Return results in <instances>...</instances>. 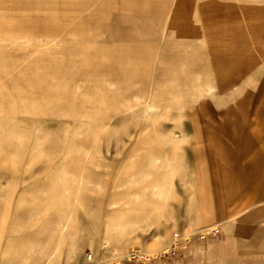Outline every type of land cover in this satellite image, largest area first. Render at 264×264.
Returning a JSON list of instances; mask_svg holds the SVG:
<instances>
[{
  "label": "rangeland",
  "instance_id": "374dc122",
  "mask_svg": "<svg viewBox=\"0 0 264 264\" xmlns=\"http://www.w3.org/2000/svg\"><path fill=\"white\" fill-rule=\"evenodd\" d=\"M225 237L264 248V0H0V264Z\"/></svg>",
  "mask_w": 264,
  "mask_h": 264
},
{
  "label": "crops",
  "instance_id": "0c3cea01",
  "mask_svg": "<svg viewBox=\"0 0 264 264\" xmlns=\"http://www.w3.org/2000/svg\"><path fill=\"white\" fill-rule=\"evenodd\" d=\"M144 264H264V248L246 250L244 242L236 237L209 238L175 248L164 258Z\"/></svg>",
  "mask_w": 264,
  "mask_h": 264
},
{
  "label": "built area",
  "instance_id": "2783aa9c",
  "mask_svg": "<svg viewBox=\"0 0 264 264\" xmlns=\"http://www.w3.org/2000/svg\"><path fill=\"white\" fill-rule=\"evenodd\" d=\"M175 248L173 249H169V250H163L161 253H159L157 256H147L146 254H143L140 250L138 249H132L128 255H127V259L129 262H133V263H148L151 262L153 260H157V259H162L165 256L169 255L170 253L173 252ZM85 259L87 261H91L92 260V255L91 254H87L85 256Z\"/></svg>",
  "mask_w": 264,
  "mask_h": 264
},
{
  "label": "bare ground",
  "instance_id": "6f19581e",
  "mask_svg": "<svg viewBox=\"0 0 264 264\" xmlns=\"http://www.w3.org/2000/svg\"><path fill=\"white\" fill-rule=\"evenodd\" d=\"M15 40V39H14ZM17 40V39H16ZM5 42H7L6 40H4ZM36 238V237H35ZM31 240H36V239H29V242H31ZM33 242V241H32ZM36 243V242H33Z\"/></svg>",
  "mask_w": 264,
  "mask_h": 264
}]
</instances>
